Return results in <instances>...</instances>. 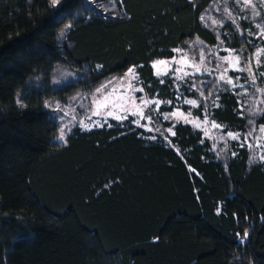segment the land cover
<instances>
[{
    "label": "trees",
    "instance_id": "16d2710c",
    "mask_svg": "<svg viewBox=\"0 0 264 264\" xmlns=\"http://www.w3.org/2000/svg\"><path fill=\"white\" fill-rule=\"evenodd\" d=\"M214 1L0 0V264H264V161L248 149L220 159L184 123L169 137L180 152L132 124L76 127L61 143L46 104L131 67L174 100L152 62L217 44L202 20ZM223 31L240 46L237 27ZM219 94L217 120L246 129L238 95Z\"/></svg>",
    "mask_w": 264,
    "mask_h": 264
},
{
    "label": "rangeland",
    "instance_id": "374dc122",
    "mask_svg": "<svg viewBox=\"0 0 264 264\" xmlns=\"http://www.w3.org/2000/svg\"><path fill=\"white\" fill-rule=\"evenodd\" d=\"M253 3L255 9L246 7L243 0H215L202 20L218 34L217 44L210 46L197 38L175 49L173 57L159 58L152 62V65L158 61L166 62L157 64L154 70L161 82H169L175 94L174 100L157 93L151 95L142 84L137 68L131 67L129 69L135 70V78L128 75V70L123 75L105 80L91 92L79 91L64 102L47 101L46 104L61 123L57 141L64 143L76 127L90 130L102 127L100 125L109 127L117 123L118 126L127 127L132 124L145 131L146 137L161 138L180 152L179 146L169 137L174 136V125L184 123L201 131L211 141L212 153L220 159L225 156V149L228 150L235 143L237 149L249 150L251 162H263L264 131L261 129L264 128V123H259L258 118L264 114V53L258 57L256 53L259 49H264V36L261 35L264 32V0H253ZM256 12L259 15H255ZM226 21L238 28L241 40L239 47H232L231 34L223 31ZM243 25L246 26V31L241 29L240 26ZM223 35L230 39L223 38ZM236 56H239L238 65L235 64ZM236 68L243 71H237ZM70 77V74L62 71L60 81H67ZM229 79L232 84L227 83ZM186 88L193 95L187 94ZM227 90L238 95L242 111L240 115H245L249 122L244 130H231L214 115L215 109L221 106L220 91ZM104 97H108L107 108L99 106ZM188 100H195L198 106L186 103ZM143 101L148 103L144 104ZM119 104L123 108L118 107ZM110 110L115 115L127 118L117 120L115 116L108 115ZM138 110L144 113V118L132 114ZM177 111L183 113L187 120L171 116V113ZM97 112L100 114L96 115ZM214 124L219 127H213ZM61 130L64 132V141L59 139ZM229 133L238 139H233ZM236 153L237 150L233 148L232 155Z\"/></svg>",
    "mask_w": 264,
    "mask_h": 264
},
{
    "label": "snow or ice",
    "instance_id": "6c2138e0",
    "mask_svg": "<svg viewBox=\"0 0 264 264\" xmlns=\"http://www.w3.org/2000/svg\"><path fill=\"white\" fill-rule=\"evenodd\" d=\"M51 2H52V4H53V6H56V5L59 3V0H51ZM237 2H239V0H237ZM243 4H244L246 7H250V8L255 9V4L253 3V0H243ZM255 15H259V13L256 12ZM68 27H70V25H69ZM257 27L259 28L260 25H257ZM61 35H63V33H61ZM261 35L264 36V32H262ZM261 53H264V49H259V50L257 51V53H256V56L258 57ZM257 62H259V61H257ZM157 64H166V62H165V61H158V62H156V64L153 65V67H156ZM235 64H236V65L239 64V56H236V57H235ZM236 70H237V71H243V69H240V68H236ZM249 70H250V69H249ZM134 71H135L134 69H129V73H128V75H129V76H132L133 78H135V77H134ZM159 74H160V73H159V71H158V72H157V75H159ZM221 79H224V77L221 76ZM227 83L232 84L233 82H232L231 79H229V80L227 81ZM233 86H235V85H233ZM141 91H142V89H141ZM143 103H144V104H147L148 102H147V101H143ZM152 103L159 104L160 102H159V101H152ZM186 103H188V104H190V105H193V106H198V105H197V102H196L195 100H188V101H186ZM99 106L102 107V108H107V107L109 106V105H108V97H104L103 101L99 102ZM118 107L123 108V105H122V104H119ZM95 114H96V115H99L100 113L97 112V113H95ZM132 114H133V115L140 116L141 118H144V113L141 112V111H139V110L136 111V112H134V113H132ZM108 115H109V116H115V118H116L117 120H120V119H126V118H127L126 116L121 117V116L115 115L114 112H112L111 110L108 111ZM171 116H172V117H176V118H178V119L183 118V119L187 120V118L184 117V114H183V113H180V112H178V111H177V112H173V113H171ZM166 119H167V117H166ZM100 126H103V125H100ZM196 126L199 127V124H197ZM84 127L87 128V125H84ZM213 127H219V126L214 124ZM168 131L171 132V129H169ZM261 131H264V128H262ZM172 135H175V133L172 132ZM229 135L232 136L233 139H238L237 136H235V135H233V134H231V133H229ZM59 139H60L61 141H64V132H63V130H61V135H60ZM261 159H264V157H261Z\"/></svg>",
    "mask_w": 264,
    "mask_h": 264
}]
</instances>
